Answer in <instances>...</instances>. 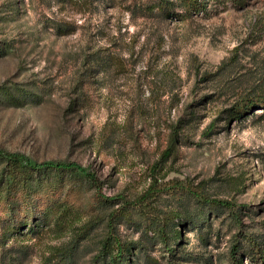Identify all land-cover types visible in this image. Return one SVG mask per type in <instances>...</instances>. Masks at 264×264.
Returning <instances> with one entry per match:
<instances>
[{
  "label": "rangeland",
  "instance_id": "1",
  "mask_svg": "<svg viewBox=\"0 0 264 264\" xmlns=\"http://www.w3.org/2000/svg\"><path fill=\"white\" fill-rule=\"evenodd\" d=\"M240 3L0 0V264H108L111 235L122 264H261L264 110L231 113L264 95V0Z\"/></svg>",
  "mask_w": 264,
  "mask_h": 264
},
{
  "label": "trees",
  "instance_id": "2",
  "mask_svg": "<svg viewBox=\"0 0 264 264\" xmlns=\"http://www.w3.org/2000/svg\"><path fill=\"white\" fill-rule=\"evenodd\" d=\"M207 1V0H206ZM201 2L200 0H179L180 6L184 12V14H196L201 12V10L204 8L205 2ZM231 2H234L237 4H241L240 0H228ZM255 109H263L264 110V95H256L252 97H246L242 100H240L236 106L232 109L231 117L232 118H243L246 115H249L253 113V110ZM214 127H210L209 130L207 131L208 133H211ZM12 155H10L11 157ZM8 165H10V176L13 172V168H16L19 170V174H23L24 172L29 171H51V170H56V171H68L72 173L73 175L85 177L89 180H92L94 182V176L88 172L87 169L76 165V164H67V163H58V162H45L41 164L33 163L31 161H28L24 159L22 156L15 155L12 156V158H7ZM10 162V164H9ZM12 177V176H11ZM10 179H13L10 178ZM16 183V181H15ZM11 182H7V188H9V185ZM155 194V191L152 189H149L145 194H143L140 198L133 200V201H127L125 202L128 204L129 207H144L148 200ZM192 194H195L192 192ZM196 197H200L198 195H194ZM203 203L206 205H209L211 207L213 206H229V204H226L221 201H212L209 199H204ZM205 214V211H200L198 214L190 216L191 223L189 224L190 226H193L192 221L194 219L198 218V215ZM124 217V213L120 215ZM196 224L200 226V221H197ZM170 223L166 222L162 225L159 226L158 230V236L160 238V244L164 245L165 248H167V252L169 254L173 253L174 250H172L171 246L169 245V242L171 240V237H176L178 235L177 231H173L170 228ZM254 244V247H256L258 250V244H256L254 241H252ZM109 249H114L115 252L113 255L110 253L108 254V264H122L121 260L125 255L129 253V249L126 246H123L120 242V240L115 236L111 235L109 237V240L104 244L103 250H109ZM240 249L237 247L235 250L232 252L231 256V264H243L240 259H238L235 255L237 254V251ZM136 252H139L137 249ZM173 256V254H171ZM249 256V255H247ZM261 264H264V257H262Z\"/></svg>",
  "mask_w": 264,
  "mask_h": 264
}]
</instances>
